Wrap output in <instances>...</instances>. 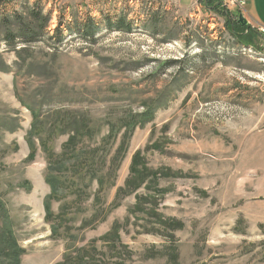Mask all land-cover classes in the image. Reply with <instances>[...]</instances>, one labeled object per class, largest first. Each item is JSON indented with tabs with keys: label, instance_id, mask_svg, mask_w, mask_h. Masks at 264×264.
I'll return each mask as SVG.
<instances>
[{
	"label": "rangeland",
	"instance_id": "rangeland-1",
	"mask_svg": "<svg viewBox=\"0 0 264 264\" xmlns=\"http://www.w3.org/2000/svg\"><path fill=\"white\" fill-rule=\"evenodd\" d=\"M145 1L41 0L49 35L18 48L0 23V230L21 264H264V146H242L264 129V57L241 53L262 42L226 0Z\"/></svg>",
	"mask_w": 264,
	"mask_h": 264
},
{
	"label": "trees",
	"instance_id": "trees-1",
	"mask_svg": "<svg viewBox=\"0 0 264 264\" xmlns=\"http://www.w3.org/2000/svg\"><path fill=\"white\" fill-rule=\"evenodd\" d=\"M2 3L3 1H0V5H2ZM38 4L42 5L41 0H38L37 2H35V7L33 6V8L28 13L24 12L21 14L19 11H14L11 14L0 16V23H2V25L6 27H8L7 25L9 24V20H15L20 25L19 29L17 30H13L10 26L8 27L5 35L3 36V42L6 45L12 48H18L21 46L38 43L44 40L46 37H48L49 34L45 32H46L47 25L51 20L52 14L49 13L48 15H46V18H43V11L38 10L36 8ZM27 16L29 17V21H31V25L26 23ZM60 20L61 21L58 22V26L54 31V35L51 36L49 39L55 40L56 37H58L62 33V27H64V24L62 23L63 20L61 18ZM238 27L242 28L241 26H238ZM110 28L118 32L125 31L127 33H131L132 31H134L133 26L126 23L125 17H121L117 21V23H114L113 25H111ZM99 29L100 28L98 24H95L92 18V20L90 21V26L88 28L87 27L83 28V32L87 36H90L89 38H92L97 35V33L99 32ZM59 42H62V41H59ZM152 116L153 115H150L147 119H150ZM75 139H76L75 136H70L67 142V146L74 144ZM121 150L122 148L120 147V151ZM137 158L138 157L134 158V161L131 166V173L133 175L135 174V176H137V165H138ZM142 176L143 177H141L140 180L137 182H136L137 179L136 177L134 178V176L133 178L131 177L130 179H128L126 181V188H129V189L133 188L135 191L139 189L141 184H143L147 178L145 172H142ZM46 182L51 188V194L50 196H48V198L45 201V211H46L47 216L51 217L52 214H51L50 200L60 193L62 184H61L60 178L56 175L48 176L46 179ZM102 182L103 181L100 180L98 183L101 184V186H104ZM0 208L3 209L1 204H0ZM25 253L26 251H24V249L19 247L15 239V236L11 231V228H9L8 226H4L0 230V264H21V257ZM67 258L69 257L67 256L65 261H67Z\"/></svg>",
	"mask_w": 264,
	"mask_h": 264
},
{
	"label": "crops",
	"instance_id": "crops-1",
	"mask_svg": "<svg viewBox=\"0 0 264 264\" xmlns=\"http://www.w3.org/2000/svg\"><path fill=\"white\" fill-rule=\"evenodd\" d=\"M175 6H176V0H170ZM169 1V6L171 7V3ZM185 1V0H183ZM190 0H188L189 3ZM142 5L141 7H144V2H148L145 0H141ZM140 2V3H141ZM180 2V5L182 7L184 6H189V5H184L185 3ZM247 2V6H246V13H247V17L246 20L248 22V25L246 27V31H248V28L250 27H258L260 25L264 26V0H246ZM183 5H182V4ZM194 3L197 4L196 0H194ZM148 6H153L152 3H148ZM193 6V5H192ZM149 10L151 11V16L153 15V17L155 16V11L157 10L156 7H153L152 9L149 8ZM148 10V11H149ZM142 21H145V15L146 13H144V11H142ZM149 17V16H147ZM153 22H155V19H152ZM152 21H150L151 23H153ZM137 27V25H136ZM137 29H139V27H137ZM139 31V30H138ZM251 35L254 34V37L259 41L261 40V36L251 30L250 31ZM254 131L252 132V134H249L248 138L244 139V143L242 144V146H264V129L259 130V132H256L255 129H253Z\"/></svg>",
	"mask_w": 264,
	"mask_h": 264
},
{
	"label": "built area",
	"instance_id": "built-area-1",
	"mask_svg": "<svg viewBox=\"0 0 264 264\" xmlns=\"http://www.w3.org/2000/svg\"><path fill=\"white\" fill-rule=\"evenodd\" d=\"M238 6L239 7V12H241V14L243 15V17H247V13H246V6H247V2L246 0H226L225 1V6ZM251 30L257 32L260 36H261V45L259 46V49L254 48L253 46H250L248 48L244 47V50H242V54L246 55L247 53L250 55L252 54H257V55H262V57H264V26L260 25L258 27H250L248 28L247 32H250ZM262 61L264 62V59H262ZM259 81L264 83V73L262 75L259 76Z\"/></svg>",
	"mask_w": 264,
	"mask_h": 264
},
{
	"label": "water",
	"instance_id": "water-1",
	"mask_svg": "<svg viewBox=\"0 0 264 264\" xmlns=\"http://www.w3.org/2000/svg\"><path fill=\"white\" fill-rule=\"evenodd\" d=\"M238 24L241 26V27H247V25H248V22H247V20L243 17V15H240L239 16V21H238Z\"/></svg>",
	"mask_w": 264,
	"mask_h": 264
},
{
	"label": "flooded vegetation",
	"instance_id": "flooded-vegetation-1",
	"mask_svg": "<svg viewBox=\"0 0 264 264\" xmlns=\"http://www.w3.org/2000/svg\"><path fill=\"white\" fill-rule=\"evenodd\" d=\"M230 23H232V24H236L237 26H240L239 24H238V22L236 21V22H234L233 20L232 21H229ZM229 23V24H230Z\"/></svg>",
	"mask_w": 264,
	"mask_h": 264
}]
</instances>
